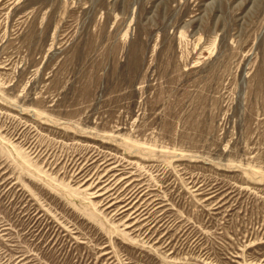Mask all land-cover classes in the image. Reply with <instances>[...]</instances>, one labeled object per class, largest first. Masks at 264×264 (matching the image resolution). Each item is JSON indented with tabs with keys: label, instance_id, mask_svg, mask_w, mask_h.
<instances>
[{
	"label": "rangeland",
	"instance_id": "374dc122",
	"mask_svg": "<svg viewBox=\"0 0 264 264\" xmlns=\"http://www.w3.org/2000/svg\"><path fill=\"white\" fill-rule=\"evenodd\" d=\"M0 264H264V0H0Z\"/></svg>",
	"mask_w": 264,
	"mask_h": 264
}]
</instances>
